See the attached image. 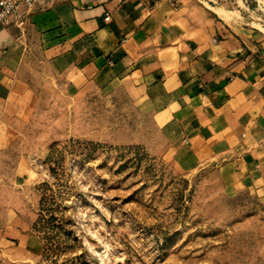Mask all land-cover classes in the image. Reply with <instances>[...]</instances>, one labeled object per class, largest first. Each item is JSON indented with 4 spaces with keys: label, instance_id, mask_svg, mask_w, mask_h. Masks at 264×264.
Returning a JSON list of instances; mask_svg holds the SVG:
<instances>
[{
    "label": "rangeland",
    "instance_id": "1",
    "mask_svg": "<svg viewBox=\"0 0 264 264\" xmlns=\"http://www.w3.org/2000/svg\"><path fill=\"white\" fill-rule=\"evenodd\" d=\"M201 1L264 29V0ZM30 53L35 105L0 150V225L28 234L32 264H264V189L219 159L181 166L172 127L121 79L60 81Z\"/></svg>",
    "mask_w": 264,
    "mask_h": 264
},
{
    "label": "crops",
    "instance_id": "2",
    "mask_svg": "<svg viewBox=\"0 0 264 264\" xmlns=\"http://www.w3.org/2000/svg\"><path fill=\"white\" fill-rule=\"evenodd\" d=\"M224 10L198 0H43L22 27L0 21V150L34 109L25 70L36 46L60 81L126 83L172 127L181 166L219 159L264 189V29ZM18 238L28 234L0 225V264L34 262Z\"/></svg>",
    "mask_w": 264,
    "mask_h": 264
},
{
    "label": "built area",
    "instance_id": "3",
    "mask_svg": "<svg viewBox=\"0 0 264 264\" xmlns=\"http://www.w3.org/2000/svg\"><path fill=\"white\" fill-rule=\"evenodd\" d=\"M43 0H0V21L6 26L22 27L33 9ZM126 1V0H121ZM161 0H155V3ZM174 4H178L179 0H170ZM201 1V0H198ZM111 18L110 14L106 19Z\"/></svg>",
    "mask_w": 264,
    "mask_h": 264
},
{
    "label": "bare ground",
    "instance_id": "4",
    "mask_svg": "<svg viewBox=\"0 0 264 264\" xmlns=\"http://www.w3.org/2000/svg\"><path fill=\"white\" fill-rule=\"evenodd\" d=\"M219 11H220V10H219ZM222 12H223L225 15H228L226 12H224V11H222ZM223 13H222V14H223ZM224 14H223V15H224Z\"/></svg>",
    "mask_w": 264,
    "mask_h": 264
}]
</instances>
